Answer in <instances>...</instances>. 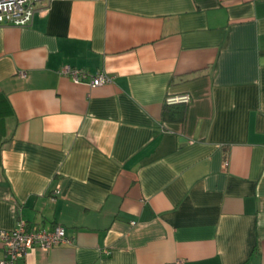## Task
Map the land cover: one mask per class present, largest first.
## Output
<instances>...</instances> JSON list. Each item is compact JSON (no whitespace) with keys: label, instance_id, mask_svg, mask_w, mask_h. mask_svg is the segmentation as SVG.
Listing matches in <instances>:
<instances>
[{"label":"crops","instance_id":"crops-1","mask_svg":"<svg viewBox=\"0 0 264 264\" xmlns=\"http://www.w3.org/2000/svg\"><path fill=\"white\" fill-rule=\"evenodd\" d=\"M48 3L0 25V230L71 243L17 264H264V0Z\"/></svg>","mask_w":264,"mask_h":264},{"label":"built area","instance_id":"built-area-1","mask_svg":"<svg viewBox=\"0 0 264 264\" xmlns=\"http://www.w3.org/2000/svg\"><path fill=\"white\" fill-rule=\"evenodd\" d=\"M49 0H0V25L23 27L31 24L35 13L41 8L46 10ZM60 75L70 77L76 83H86L90 87H97L111 82V77L105 73L91 75L84 70H79L65 64L60 70ZM24 77L25 73L20 72ZM189 94L169 95L165 98V104H189ZM59 186L53 192V199L59 194ZM0 242L3 249V257L0 264H17L23 259L29 250L39 248L48 250L52 247L71 243L65 228L56 225L53 228L34 229L27 222L19 218L14 228L0 230ZM181 264V263H179Z\"/></svg>","mask_w":264,"mask_h":264},{"label":"trees","instance_id":"trees-1","mask_svg":"<svg viewBox=\"0 0 264 264\" xmlns=\"http://www.w3.org/2000/svg\"><path fill=\"white\" fill-rule=\"evenodd\" d=\"M182 105H185V104H174V105L165 104L164 110H163V114H165L166 110L168 111V110H170L171 108H174V107L180 108Z\"/></svg>","mask_w":264,"mask_h":264}]
</instances>
